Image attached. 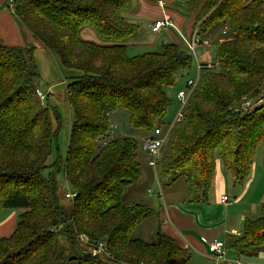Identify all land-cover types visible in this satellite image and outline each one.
<instances>
[{
	"label": "trees",
	"instance_id": "16d2710c",
	"mask_svg": "<svg viewBox=\"0 0 264 264\" xmlns=\"http://www.w3.org/2000/svg\"><path fill=\"white\" fill-rule=\"evenodd\" d=\"M131 5L132 0L14 1L21 26L63 68L81 75L66 90L72 113L67 155L48 165L59 149L61 114L37 96L36 48L0 45V212H20L13 235L0 238V264H189L191 252L169 235L159 231L155 242L135 237L154 211L123 201L142 177L140 144L115 136L111 117L126 112L136 132L168 130L167 90L192 69L195 55L185 44L167 43L160 53L130 56L127 43L141 30L124 16ZM224 27L226 36L219 33L213 42L216 68L202 70L158 167V176L171 184L184 178L195 192L193 202L207 200L218 160L235 183L247 180L264 142V105L236 112L244 97L256 98L264 88V0H206L194 29L208 35ZM85 28L103 44L84 40ZM62 172L77 194L70 206L57 194ZM83 235L88 244L79 240ZM61 236L69 245L57 252ZM101 243L110 256L97 254ZM225 244L238 258L264 252V203L261 215L247 218L241 235H228Z\"/></svg>",
	"mask_w": 264,
	"mask_h": 264
},
{
	"label": "crops",
	"instance_id": "0c3cea01",
	"mask_svg": "<svg viewBox=\"0 0 264 264\" xmlns=\"http://www.w3.org/2000/svg\"><path fill=\"white\" fill-rule=\"evenodd\" d=\"M158 1L164 2V6H159L157 3H154V6H148L150 5L148 0H132L131 8L124 13L125 18L129 22L141 26L140 32L136 35H141L138 44L157 46V44L162 43V47L167 43L186 45V39L192 36L194 31L195 11L187 12L192 14L187 23L185 21L186 17L181 15L180 12L167 9L168 5L181 9V7L176 4L178 0H168V5L167 3L165 4L164 0ZM144 18L150 21L147 23H138V21L146 20ZM166 19L172 20L174 26L171 28H163L158 32H152V27L157 21ZM89 29L90 28H85L82 30V38L86 41L103 44L95 32ZM26 35L25 28L21 26L14 16L13 10L10 9L9 0H0V45L6 47L33 46L36 48V64L38 63L37 57H44L49 61L50 72L48 75L46 76L43 74L42 69H39V71L41 78L44 77L47 80V92L49 91L47 98L48 101H50L49 95L51 94L52 97L55 95L51 93L56 89L53 83L60 78H64L66 79L67 90V86L71 80L80 76L81 73L63 68L59 60L48 51L42 43L30 36L26 37ZM199 36H201L203 40H209L211 38L210 34H200ZM127 44L129 47L131 46L129 42ZM212 45L214 46V43ZM37 66H39V63ZM51 71H53L54 74L52 73L50 76ZM66 74L67 76H65ZM183 78L186 82L191 79V77H187L186 75ZM49 80H52V83H50ZM42 92L44 91L42 90ZM179 109H181V107ZM178 111L180 110L177 109L175 112V118ZM111 119L113 123L116 124L115 136H120L119 134H124L123 136L131 135L138 140L140 144L137 152V159L141 165L142 177L135 186L125 191L123 201L125 203H145L154 211L153 217L148 219L143 226L136 230L135 237L148 242H155L157 240V234L160 231L174 238L182 248L191 252L192 256L189 264H224L213 257L209 251V245L215 240L225 243L228 235L240 236L244 228L245 220L247 218H257L256 216L259 217L261 215H259L258 205L264 203V191L262 197L257 198L255 203H253V201V204L251 203L249 205L246 200L250 194H253L254 197L259 188V185L257 184L256 186L255 184L257 180V175L254 174L255 170H251V174L246 180V188L238 195L240 201L234 205H232L233 203L229 197L237 195L229 185V175L231 174L224 170L222 161L218 160L212 187L207 200L193 202L192 200L194 197H192V193L189 191L190 188L186 184L184 178H181L172 184L174 185L172 188L165 190H163V188L161 189V194H159V196L163 199L164 206L157 207L154 205L155 203L152 198L154 191L153 193H149L150 190H153L150 189L149 183L151 182L154 184L155 176L153 170L147 165V155L143 148L144 140L150 134L142 132L129 134L125 126L122 125V116L116 115L115 113ZM174 123L175 120L173 123H170V126ZM139 151H141L140 156ZM225 196L228 197V203H223L222 201V198ZM19 214V211L14 210H4L0 212V238H9L13 235L18 224ZM151 220L153 221L150 222ZM225 252L226 259L229 262H225V264H231L236 259H239L243 264H264V252L253 258H238L232 251L226 250V244Z\"/></svg>",
	"mask_w": 264,
	"mask_h": 264
},
{
	"label": "rangeland",
	"instance_id": "374dc122",
	"mask_svg": "<svg viewBox=\"0 0 264 264\" xmlns=\"http://www.w3.org/2000/svg\"><path fill=\"white\" fill-rule=\"evenodd\" d=\"M164 1H165V4L167 3V5H168L169 1L168 0H164ZM205 2H206V0H196L195 2L177 1L176 4H178V6H180L181 9L178 7H172L169 5L167 6V9H172V10H175L177 12H180L181 15L186 17L185 21L188 23V19L191 18L192 14L187 13V12L195 11L196 14L199 13L201 8L205 4ZM149 4L150 5H148V6H152V5L154 6V3H149ZM10 9L13 10V6H10ZM144 19H146V20L138 21V23L141 24L142 22L147 23L148 21H150V20H147V18H144ZM219 29L220 28H218L217 30H215L213 33L210 34L211 38L209 39V41L217 42L218 39L221 38V36H219V33H220ZM89 30H91V29H89ZM25 31H26V29H25ZM26 33H27L26 37L30 36L33 38V36L28 31H26ZM140 36L141 35H138L136 37L129 39V43L131 44L130 50H129L130 56H138V55L147 54V53H160V52H162V43L157 44V46L138 44V42H140ZM224 36H226V35H223V37ZM201 38L202 37L199 36V39L203 40ZM192 54H193V52H192ZM215 55H216V46L215 45L214 46L212 45L208 48L199 47L196 50V56L201 61L215 62ZM36 59H38L39 69H42L43 74H45L47 76L48 73L50 72L49 61L47 59H45L44 57H42V58L37 57ZM52 73L54 74V72L51 71L50 76L52 75ZM196 74H197V66H196V59L194 58V64L192 66V69L189 71H186L185 74H180V77H177L176 85L173 88L167 90V93L171 97V104H170V107L168 108V112L165 116V121L168 124L174 122V120L176 119L174 116L175 112L177 109L180 110L179 108L181 107V103L179 102L177 95H178L179 91L181 89H183V87L185 88L186 80H184L183 77H185V75H186L187 77L194 78V77H196ZM65 76H67V74ZM49 81H50V83H52V80H49ZM35 84H36V86H39L37 89V96H38L42 106L47 105L51 109H52V107L56 108L61 114V123H60L61 128H60L59 137H58V146H59L58 150L60 152L58 153V150L56 148L54 149L52 155L47 160V164L51 165L58 158V154H60V156H62L63 158H65L67 155L68 138H69L71 124H72V113H71V110L69 108L67 97H66V79L60 78L55 83H53V85H55L56 89L53 92H51V93L55 94L54 97H52L51 94L49 95L50 101H48V98H47V95L49 94V91L47 92V90H48L47 80L44 77H42V78L38 79L35 82ZM40 88L44 92H42V90ZM263 92H264V88L262 89L261 93H263ZM176 98H177L178 102H177ZM248 98L249 99L254 98V100L255 99L257 100V98H255L253 96L248 97ZM178 112H177V114H178ZM116 115L122 116V118H123L122 125L125 126L126 130L129 132V134H134L136 132V130L132 129L129 126V123H128L129 115L126 112H118V113H116ZM112 124L116 125L115 123H113V121H112ZM55 125H58V124L55 122ZM119 135L120 136H117L118 138L123 137L124 134H119ZM129 137H133V136L130 135ZM140 152L141 151H139V156L141 154ZM142 159H143V157L141 158V163H142ZM263 162H264V142H262L258 146V148L256 149V152H255L254 158H253L252 170H255L254 174L257 175V180H256L255 184H256V186L258 184L259 188H258L257 194L254 197H253V194H250L248 196V198L246 199L247 203L249 205L253 201H254L253 203H255V200H257V198L262 197V194L264 191V164H263ZM50 172L51 171L48 170L47 172H45V175L48 176V174ZM158 175H159V171H158ZM154 176H155V173H154ZM229 176H230V183H229L230 188L233 189L235 193H237V195L229 196L231 198L232 203H233L232 205H234L235 203H238L240 201L238 195L242 192V190L244 188H246V185H247L246 182L247 181L245 180L243 183H235L232 176L231 175H229ZM160 182H161V184H160ZM135 185L136 184H134L133 186H135ZM149 185H150L149 186L150 189H153L152 193L154 191V195L152 197L153 201L155 203L154 205L157 207H159V206L163 207L164 202H163V199L161 198V196H159V194H161L160 191L162 188H163V190L170 189L174 185L171 184L170 180L164 179L162 176H160L159 178L155 177L154 184H152L150 182ZM56 188H57V194H58L60 203L64 206H70L72 204V199L68 198L67 194L73 193L74 191L70 187V185L68 184L67 177L64 174V172H62L60 175L57 176V187ZM189 191L192 193V197H194L195 192L191 189H189ZM189 202H190V200H189ZM261 206H262L261 204L258 205L259 215L261 214ZM256 217H258V216H256ZM152 221L153 220H151L150 222H152ZM79 240L84 244L85 243L88 244L87 242L89 241L88 237H86L84 235L81 236ZM68 245H69L68 239L65 236H61L59 238V240H57L55 247H56L57 252H58L59 248L67 247ZM101 245H102V250L100 251V254H105L106 256H110L108 251H107L106 244L101 243Z\"/></svg>",
	"mask_w": 264,
	"mask_h": 264
},
{
	"label": "built area",
	"instance_id": "2783aa9c",
	"mask_svg": "<svg viewBox=\"0 0 264 264\" xmlns=\"http://www.w3.org/2000/svg\"><path fill=\"white\" fill-rule=\"evenodd\" d=\"M15 0H9L10 2V6H13ZM157 4L159 6H164V2L162 1H158ZM174 26V23L172 20L170 19H166V20H160L157 21L153 27H152V31L153 32H158L163 28H171ZM228 27H224L220 34L221 35H225L228 32ZM199 28L194 29L192 36H190L189 38L186 39L185 43L186 45L191 49V51L193 52V54L195 55V59H196V66H197V74L196 77L191 78L190 80H188L186 82V86L185 88L180 91L177 95L178 100L181 103V109L178 112L176 119H175V123L180 122L184 116H183V110L190 98V96L193 94L198 81H199V77L200 74L202 72V70L204 68H209L211 69H215L216 65L213 62H206V61H201L197 58L196 56V50L203 46V47H210L212 46L213 42L209 41V40H200L199 39ZM262 94V95H261ZM260 95H258L257 100L254 98L249 99L248 97H244L241 107L239 109L236 110L237 113H240L242 115L250 112L251 110H254L262 105H264V92L261 93ZM175 123L170 126V128H168V130H166L165 132L163 130H161L160 128L155 129L152 133H150V135L144 140V151L147 155V165L154 171L155 173V177L159 178L158 176V167L162 158V153H163V148L167 142V138L172 130V127L175 125ZM114 130H116V126L112 127ZM100 144H102V146H106L107 143L101 141ZM149 193H152V191L150 190ZM76 193H69L67 194V197L74 200V198L76 197ZM223 203H228V197H223L222 198ZM102 250V245L99 247L97 253L100 254V251ZM209 251L210 253L213 255V257L215 259H217L220 263H229L226 259V252H225V243L220 242L218 240H215L213 242L210 243L209 245ZM231 264H243L240 262L239 259L234 260Z\"/></svg>",
	"mask_w": 264,
	"mask_h": 264
}]
</instances>
